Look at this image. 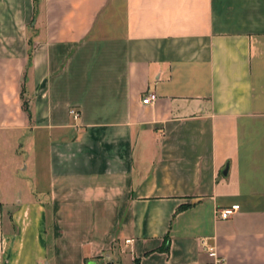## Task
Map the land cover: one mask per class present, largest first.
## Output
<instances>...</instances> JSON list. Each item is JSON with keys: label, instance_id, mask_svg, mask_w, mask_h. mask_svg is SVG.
Returning <instances> with one entry per match:
<instances>
[{"label": "crops", "instance_id": "0c3cea01", "mask_svg": "<svg viewBox=\"0 0 264 264\" xmlns=\"http://www.w3.org/2000/svg\"><path fill=\"white\" fill-rule=\"evenodd\" d=\"M203 238L264 264V0H0V264H210Z\"/></svg>", "mask_w": 264, "mask_h": 264}, {"label": "built area", "instance_id": "2783aa9c", "mask_svg": "<svg viewBox=\"0 0 264 264\" xmlns=\"http://www.w3.org/2000/svg\"><path fill=\"white\" fill-rule=\"evenodd\" d=\"M156 99H157V94L155 92H151L143 99V103L150 104L153 103ZM70 113L73 115L74 118H78L80 116V111L77 108H71ZM239 209H240L239 204H233L229 207L217 209V217L220 219H229L236 212H238ZM201 241L204 247L207 248V252L209 253V255L214 259V262L210 264H217L221 262L222 259L221 257H219L215 247L208 246L206 243V238H203ZM127 242H130V240H128ZM107 264H114V263L108 262ZM181 264H188V263H181Z\"/></svg>", "mask_w": 264, "mask_h": 264}]
</instances>
